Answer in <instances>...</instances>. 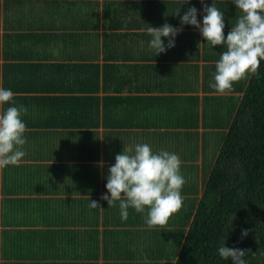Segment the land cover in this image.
Returning <instances> with one entry per match:
<instances>
[{
  "label": "trees",
  "instance_id": "trees-1",
  "mask_svg": "<svg viewBox=\"0 0 264 264\" xmlns=\"http://www.w3.org/2000/svg\"><path fill=\"white\" fill-rule=\"evenodd\" d=\"M30 2L32 5L25 13V4ZM214 3L224 12L226 36L241 14L233 0H204V3L200 0H188V3L186 0H104L102 16L99 0L0 2L3 35L10 39L7 42L10 46L15 44L4 51L0 87L15 93L17 106H25L22 101L25 95H20L21 92L30 94L28 98L35 105L34 110L22 117L28 128L27 140L42 135L36 128L52 124L49 105L55 104L54 108L66 105L70 110L64 112L58 126L65 130L68 140L78 143L87 138L90 145L100 149L98 131L75 132V129L80 125L100 126L98 92L102 86H111L105 82L107 69L113 73L124 69L128 72V82L115 84L116 90L142 89L133 85V77L136 81L137 77H148L145 83L152 85L155 81L161 92L187 94L165 97L169 108L175 111L168 112L175 119L180 114V121L185 118L187 142L180 148L163 141L155 150L174 152L182 160V156L190 161L201 156L203 165L200 169L193 163L181 164L182 174L187 172L185 189L181 192L183 207L165 227L158 226L159 233H173L178 242L157 244L158 253L166 257L164 264H172L175 258L174 264H232L218 255V247L224 241L229 248L250 249L245 257L247 264H264V62L258 77L235 83L233 91L226 95L209 87L215 83L216 61L226 49L210 46L199 29L181 25V17L189 7H195L202 25L205 4L211 7ZM178 9L179 15H175ZM165 23L183 30L175 37L173 48L157 55L149 48L151 37L146 29L159 28ZM43 36L47 40L54 36L60 48L59 52L43 54L51 60L58 56L60 62L36 68L32 62L41 55L39 49L43 44L38 42ZM162 40L167 45L168 38L162 37ZM83 42L90 43L92 50L80 49ZM176 48L181 49L179 57L187 64L166 63L180 60L173 53ZM201 57L203 62L199 63ZM135 59L148 63H130ZM125 61L130 62L122 65ZM56 67L61 71L54 72ZM35 72L40 75L35 77ZM39 92L47 94L37 95ZM49 92L61 94L55 97L48 95ZM55 99L57 102L50 103ZM9 106L13 105L0 106V111ZM132 116V113L110 115L109 121L112 128L132 126L135 122L132 118H137ZM174 125L180 124L174 122ZM123 144L122 141L120 147H105L108 157L121 154L127 147V142ZM209 150L214 154L208 161L205 156ZM3 187L7 189L6 184ZM1 203L3 208L15 207L11 199ZM243 230H248V235L242 239ZM171 250L175 251L173 255L169 253Z\"/></svg>",
  "mask_w": 264,
  "mask_h": 264
},
{
  "label": "crops",
  "instance_id": "crops-1",
  "mask_svg": "<svg viewBox=\"0 0 264 264\" xmlns=\"http://www.w3.org/2000/svg\"><path fill=\"white\" fill-rule=\"evenodd\" d=\"M99 1L102 16L104 0ZM25 5L24 12H27L32 3ZM1 7L2 4H0V79L3 75L1 64L4 62V51L15 45L10 46L7 43L10 39L6 38V34L3 35V7ZM45 33L51 34L46 31ZM99 33H102V29ZM52 34L56 35L55 32ZM54 36L51 40L43 36V41L38 42L43 46L39 49L41 53L39 59L32 62L36 68L60 62L58 56L51 60L43 54L50 55L60 51ZM90 46H92L90 43L83 42L80 49L91 51ZM179 51L181 49L176 48L173 53L178 56L175 58L180 60L167 61L168 65L187 64V61L179 57ZM129 62L125 61L122 65ZM142 62L141 59H135L130 63L136 65L148 63ZM198 62H203L202 57ZM59 70L61 71L56 67L54 72ZM140 72L139 69L138 74ZM126 74L128 72L125 69L116 73L111 72L110 69L105 70L107 79L105 82L111 86L107 88L102 86L98 92L101 98L100 126L95 128L80 125L75 129V132L98 131L100 149L90 145L87 138L77 143L74 139L68 140L65 133L59 135L65 130L58 126V122L62 120L64 112L70 108L66 105L65 108H54L53 103L57 102L55 99L54 102L50 101L53 105H49L48 108V113L51 111L49 120L52 124L36 128V131L40 130L42 135L37 134L26 139L27 143L23 146L26 155L21 164L18 167L0 168V264H164L166 257L158 253L157 244H172L176 235L159 233L158 226L149 229L145 224V214L136 213L131 208L128 220L122 221L119 202L109 207L107 201L101 199L105 194L110 197L106 189L108 169L115 164V157L112 154L108 157L105 147L115 145L120 147L122 141L124 144L127 142V147H134L137 143H148L154 152H158L155 148L163 141L169 146L184 147L187 142L185 118L180 121L178 120L180 114H177L175 119L172 112H168L173 109L169 108L165 97L187 94L161 92L162 90L157 89L155 81L152 85L149 82L145 83L148 77H137V81L133 77V85L142 89L116 90L119 82H128ZM38 75L40 73L36 75L35 72L34 76ZM22 94L25 95L22 101L28 113H31L35 105L28 98L30 94L21 92L20 95ZM58 94L61 93H48L55 97ZM127 113L137 117L132 118L135 120L134 124L112 128L109 116L120 114L125 116ZM174 122L180 125L173 127ZM200 130L202 131V128ZM123 131L126 132L125 135L122 134ZM57 138H62L61 142L65 140V148L53 147V140ZM182 158L184 159H181L182 163H193L200 169L203 165L201 156L198 158L199 161L198 159L190 161L183 156ZM75 167L82 168V171H75ZM185 175L183 174L184 177ZM59 183L61 187H56ZM5 184L7 189L3 187ZM184 189L183 186L182 190ZM181 194L184 197V194ZM9 199L12 200L11 204L15 203L16 208H3L1 201ZM90 200L97 201L102 210L90 209ZM175 251L171 250L169 253L173 255ZM175 260L176 258L172 260V264Z\"/></svg>",
  "mask_w": 264,
  "mask_h": 264
},
{
  "label": "clouds",
  "instance_id": "clouds-1",
  "mask_svg": "<svg viewBox=\"0 0 264 264\" xmlns=\"http://www.w3.org/2000/svg\"><path fill=\"white\" fill-rule=\"evenodd\" d=\"M204 3V0H200ZM188 3V0H186ZM240 11L236 23L225 36L224 12L215 5L205 4L202 25L197 19L198 10L189 7L181 17V25H192L199 29L210 46H222L215 64V83L209 87L221 95L233 91V85L252 76H259L261 62H264V0H233ZM180 9L175 15H179ZM165 23L162 27L150 26L149 48L157 55L175 46V37L182 31ZM162 37L168 38L165 45ZM15 93L0 87V106L13 105L0 111V168L19 166L26 155L23 146L27 143L28 131L23 116L28 109L15 104ZM181 159L167 150L154 152L148 143H137L134 147H124L115 156V164L108 169L106 189L110 193L101 197L109 207L119 202L120 218L127 221L129 209L145 214V224L149 229L163 228L169 219L183 207L182 188L186 180L181 173ZM90 209H101L99 203L90 200ZM248 235L243 230L241 238ZM250 249L229 248L226 241L218 247V255L232 264H247L245 257Z\"/></svg>",
  "mask_w": 264,
  "mask_h": 264
},
{
  "label": "rangeland",
  "instance_id": "rangeland-1",
  "mask_svg": "<svg viewBox=\"0 0 264 264\" xmlns=\"http://www.w3.org/2000/svg\"><path fill=\"white\" fill-rule=\"evenodd\" d=\"M25 13H26V11H25ZM25 17V16H24ZM64 133H60L59 135L61 136V135H63ZM61 139L62 138H57V139H54L53 140V147H56V146H60V147H63V148H65V146H66V143L63 141V142H61ZM213 154L214 153H212L211 152V150H209V152H208V154H206V156L205 157H207V159H208V161L209 160H211L212 158H213ZM204 157V158H205ZM198 161H199V159H198ZM57 179H59V176H57ZM56 187H61V184L59 183V184H57L56 185Z\"/></svg>",
  "mask_w": 264,
  "mask_h": 264
}]
</instances>
